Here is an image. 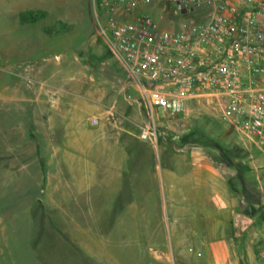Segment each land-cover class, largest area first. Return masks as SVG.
<instances>
[{"label": "rangeland", "instance_id": "rangeland-1", "mask_svg": "<svg viewBox=\"0 0 264 264\" xmlns=\"http://www.w3.org/2000/svg\"><path fill=\"white\" fill-rule=\"evenodd\" d=\"M101 13L97 9L103 23ZM55 55L68 63L89 65L90 70L24 71ZM105 60L121 68L101 33L92 0H0V264H214L213 245L221 248V259L232 249V233L236 238L238 231L228 224L217 236L202 232L196 222L206 211L192 199L172 203L161 196L150 203H133L123 178L115 201L88 202L80 193V157L35 150V102L46 101L43 108L55 110L60 96H80L74 84L66 82L79 76L120 89V94H108L112 100L121 96L141 103V115L152 128L149 100L158 132L178 149H225L221 133L234 131L240 136L227 146L235 151V165L245 166L242 207L255 225L235 239V246L240 258L245 246V253L249 248L251 258L264 263L258 255L264 239V149L209 110L189 107L183 127L167 123L159 99L146 97L127 71H97L93 65L99 67ZM63 114L81 116L78 111ZM112 114L113 106L106 111L107 116ZM205 116L209 118H197ZM67 126L71 134L75 132L74 124ZM160 150L158 146L156 163L164 192L166 167ZM219 159L230 156L222 151ZM55 166L73 171L66 172L70 184L50 193L46 177Z\"/></svg>", "mask_w": 264, "mask_h": 264}, {"label": "built area", "instance_id": "built-area-1", "mask_svg": "<svg viewBox=\"0 0 264 264\" xmlns=\"http://www.w3.org/2000/svg\"><path fill=\"white\" fill-rule=\"evenodd\" d=\"M92 2L112 52L167 122L183 127L189 107L204 106L264 149V0ZM148 104L152 128L140 137L156 140ZM258 255L264 262V239Z\"/></svg>", "mask_w": 264, "mask_h": 264}, {"label": "crops", "instance_id": "crops-1", "mask_svg": "<svg viewBox=\"0 0 264 264\" xmlns=\"http://www.w3.org/2000/svg\"><path fill=\"white\" fill-rule=\"evenodd\" d=\"M120 65L121 68H115L105 60L100 62L99 67L93 66L97 67V71H126L122 62ZM75 67L78 71L90 70L89 65L68 63L67 58L61 60V56L55 55L53 58L43 59L32 68H25L24 71H74ZM87 81L81 80L80 76L74 81L67 79L66 82L73 83L74 89L82 94L72 98L60 96V103L55 110H45L43 106L46 101L35 102L37 114L34 123L37 125L36 151L44 148L51 156L80 157V193L88 202L102 203L108 199L115 201L117 185L124 178L128 181L133 203H150L161 196L172 203L179 202L180 199H192L206 211L205 214L200 213L196 222L205 234L217 236L220 231L227 229L228 224L233 232L238 231L237 237L245 234V230L233 225L236 213L245 215L242 207L245 204V166L242 165L239 169L235 165V151L233 147L227 146L230 141L240 139L236 132L221 133L220 139L227 145L225 149L215 151L205 148L178 149L171 146L161 132L156 140H143L140 137L141 131L148 126L141 115V103L122 100L121 96L112 100L108 98V94L116 91L120 94V89L115 90L113 84L105 86ZM130 90L136 92L134 88ZM111 106L113 114L107 116L106 111ZM192 109L209 110L204 106H192ZM64 110L67 113L78 111L81 116L74 118L64 115ZM92 119L97 120L95 125L91 124ZM73 124L75 132L71 134L67 125ZM156 125L159 126L157 123ZM158 146L166 167L167 185L164 192L160 191L158 182ZM240 146L243 156L244 143ZM222 151L228 153L229 160L219 159ZM48 164L52 165L53 161ZM66 170L55 166L48 173L46 179L49 181L50 193L61 185L70 184L66 172L73 170ZM251 219L253 222L250 226H253L255 219ZM237 237L232 233V249L225 259L219 257L221 248L213 245L216 255L214 264H260L251 258L249 248H246L245 253V246L240 258L239 248L235 246Z\"/></svg>", "mask_w": 264, "mask_h": 264}, {"label": "water", "instance_id": "water-1", "mask_svg": "<svg viewBox=\"0 0 264 264\" xmlns=\"http://www.w3.org/2000/svg\"><path fill=\"white\" fill-rule=\"evenodd\" d=\"M253 220L246 215L236 213L233 217V225L235 228L240 227L242 230H246L252 224Z\"/></svg>", "mask_w": 264, "mask_h": 264}]
</instances>
